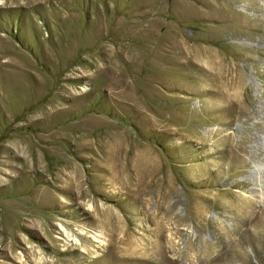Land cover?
<instances>
[{
    "label": "rangeland",
    "instance_id": "rangeland-1",
    "mask_svg": "<svg viewBox=\"0 0 264 264\" xmlns=\"http://www.w3.org/2000/svg\"><path fill=\"white\" fill-rule=\"evenodd\" d=\"M0 264H264V0H0Z\"/></svg>",
    "mask_w": 264,
    "mask_h": 264
},
{
    "label": "bare ground",
    "instance_id": "bare-ground-1",
    "mask_svg": "<svg viewBox=\"0 0 264 264\" xmlns=\"http://www.w3.org/2000/svg\"><path fill=\"white\" fill-rule=\"evenodd\" d=\"M67 236L69 237V235H68V234H67ZM66 240H67V239H66ZM68 241H69V239H68ZM77 243H79V242L77 241ZM98 243H99V244H102V245H104V244H105V242H104L102 239H100V240L98 241ZM42 260H43V259H42V258H40V259H39V262H40V261H42ZM39 262H38V263H39Z\"/></svg>",
    "mask_w": 264,
    "mask_h": 264
}]
</instances>
